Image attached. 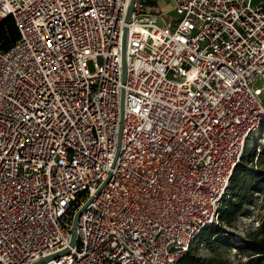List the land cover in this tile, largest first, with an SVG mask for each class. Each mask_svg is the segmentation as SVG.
Here are the masks:
<instances>
[{
	"label": "built area",
	"instance_id": "2783aa9c",
	"mask_svg": "<svg viewBox=\"0 0 264 264\" xmlns=\"http://www.w3.org/2000/svg\"><path fill=\"white\" fill-rule=\"evenodd\" d=\"M172 1L160 22L146 0L129 21L130 0H0L19 30L0 50V264H181L220 222L264 127V0Z\"/></svg>",
	"mask_w": 264,
	"mask_h": 264
},
{
	"label": "rangeland",
	"instance_id": "374dc122",
	"mask_svg": "<svg viewBox=\"0 0 264 264\" xmlns=\"http://www.w3.org/2000/svg\"><path fill=\"white\" fill-rule=\"evenodd\" d=\"M156 1L161 9L159 13L163 17L160 22L169 17H177L176 12L172 10V0ZM258 1L254 0V3ZM88 65L91 70L94 69L93 61H89ZM262 85H264V77H259L254 86ZM249 143L252 146L251 149L244 152L253 155L254 162L263 160L262 167H264V127L252 133ZM254 188L250 198L245 202L243 210L235 215V219L232 222L222 221L219 225L220 236H224L225 239H218L215 233L211 237H199L193 244L190 255H188L189 253L186 255L188 264H245L249 258L248 255L240 253L233 245L247 232L253 230L261 217L264 216V187L258 183ZM227 199L228 202L232 201V195Z\"/></svg>",
	"mask_w": 264,
	"mask_h": 264
},
{
	"label": "trees",
	"instance_id": "16d2710c",
	"mask_svg": "<svg viewBox=\"0 0 264 264\" xmlns=\"http://www.w3.org/2000/svg\"><path fill=\"white\" fill-rule=\"evenodd\" d=\"M148 2L153 4L157 3L156 0ZM18 39L19 30L13 16L9 15L0 19V50L9 49ZM251 147L248 141L245 151L247 149L250 150ZM249 154L248 152H244L240 161L235 166L231 177L229 192V196L232 195L233 199L228 202V196L225 198L221 209L220 222L216 225L205 227L197 239L205 236L211 237L213 233L218 236V239H225V237L220 236L221 234L219 233V225L221 222H232L235 219V215L243 210L244 204L250 198L251 192L255 189L254 187H256V184L260 183L264 187L263 160L254 162L253 155ZM234 243L233 246H235L240 253L248 255L249 258L246 260L245 264H264V216L261 217L253 230L247 232L239 241ZM193 244L188 252L189 254L187 253L188 255H190L193 250ZM186 257L188 256L184 257L181 264H188Z\"/></svg>",
	"mask_w": 264,
	"mask_h": 264
},
{
	"label": "water",
	"instance_id": "95a60500",
	"mask_svg": "<svg viewBox=\"0 0 264 264\" xmlns=\"http://www.w3.org/2000/svg\"><path fill=\"white\" fill-rule=\"evenodd\" d=\"M133 3H134V0H130L129 10H128V14H127V20L128 21L130 20ZM126 39H127V29H125L124 38H123V59H124L123 68H124V76H125V73H126V61H125ZM105 183H106V181L100 186V188L98 189V192L102 189V187L105 185ZM92 198L93 197H91L90 200L87 203H89ZM80 213H81V210H79L75 214L74 219H73V224H72V229H71V233H72L71 243L72 244L75 242V239H76V226H77V220H78V217H79ZM65 251H67V248L65 250H62V251L58 252L57 254H60V253L65 252ZM49 257H51V255H49V256H47V257H45L43 259H47Z\"/></svg>",
	"mask_w": 264,
	"mask_h": 264
}]
</instances>
